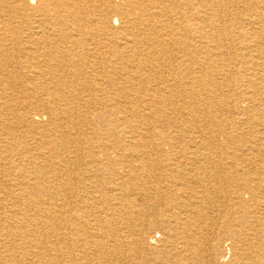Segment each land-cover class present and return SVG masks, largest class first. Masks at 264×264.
I'll list each match as a JSON object with an SVG mask.
<instances>
[{"label": "bare ground", "instance_id": "obj_1", "mask_svg": "<svg viewBox=\"0 0 264 264\" xmlns=\"http://www.w3.org/2000/svg\"><path fill=\"white\" fill-rule=\"evenodd\" d=\"M99 1L102 4V9L99 11L100 13L96 14L97 16H93V7L95 2ZM226 1L185 0L188 10L186 13H189L185 35V58L173 55L171 59L177 61L176 66L179 70L174 68L169 61L166 68L169 73L173 71L174 76L181 74L180 77L185 76L189 79L180 85L185 91L205 90V105L208 104L210 109L213 107H211L212 100L209 96L227 88L235 93L233 105L236 108L248 112L256 111L261 108L259 105L264 101V98L258 100L256 96L246 94L243 89L250 87L246 83L242 82L234 86L228 73L224 72L228 77L227 82L218 81L214 77V72L217 70L213 72L208 64L206 39L207 36L218 37L219 32L214 26L213 18L221 19L219 10L224 8L223 5ZM18 2H20L19 5H11L0 0V136L15 135L18 142L24 138V135H29L30 142L23 148H20L19 145L16 147L0 145V159L6 160V162H0V170L6 164L12 166L15 168L16 185L22 188L23 192L29 189L28 193L21 192L17 196L38 208V210L36 209L38 212H36L35 224L29 231L36 232L39 228L50 224L51 221L53 223L54 218L57 221L59 219L62 247L61 264H78L75 254L68 246L70 239L79 243L83 239L89 238L94 246L108 249L109 241L120 242L116 239V230L119 229H116L114 218L109 217L110 213L113 211L118 217H122V221L127 223L128 228L131 216L137 213L145 223L125 235L123 241L135 236L134 242L126 241L127 247L122 253L125 256H130V244H134L142 250V254L138 257V264H155V262L159 264V260L163 264H172L175 259L179 264L184 260L182 259L183 254L187 252H192L194 256L198 254L201 258L211 259L213 257L211 244L208 246L209 249L205 245L207 243L203 244L207 248L204 251L201 249L203 246L198 245V242L191 241L194 237L191 230L187 229L180 233L181 226L191 227L189 225L190 217L200 214L195 207H190L198 202L194 201L193 196L189 194L188 191L192 189V186L188 182L182 181L173 186L169 185L178 170L174 166L173 158L168 157L167 160L160 155H147L143 158L133 159L135 163L128 166L124 162L122 165L121 162L125 160L121 157L122 159L113 162L120 164L122 173L128 172L129 178L120 181L112 176L110 178L104 176L106 170H111L106 162L107 157L100 159L93 151L82 154L75 149L78 143H88L87 133L82 127V117H84L81 113L82 94L76 87L77 84H80L83 89L87 90L88 82L78 83L77 79H89L90 76H94V72L98 71L101 77H96V81H98L94 91L99 92L103 99L109 97L112 89H115L117 94L124 93V95L129 91L126 85L125 91L121 86L117 87L112 83V76H108V67H112L111 60L109 61L108 58L110 43L105 29L97 25L96 22L105 23L112 14L119 16L122 26L119 40H117L119 44L115 43L121 47L123 53L125 49L133 48L134 51L143 44L161 52L166 48L158 46L157 41L151 37L142 36L144 33L139 34V32L153 30L162 16L161 13H179L184 8L183 4L175 0H130L122 4H114L111 0H44V2H37L35 6H33L35 0H19ZM249 7L254 10L256 2H252ZM10 14L12 17L22 18L26 23L15 26L10 21L2 19L5 16L12 20ZM207 14H210L211 17H208ZM82 19H85V23L80 22ZM93 36H100V41L96 42ZM149 58L142 60V67L160 73L163 63L150 64ZM261 63L255 62L256 66H260ZM138 76V73L133 74L136 79ZM107 78L109 79L107 80ZM167 81L169 82V80ZM24 87L31 90L34 99L14 103L13 94L19 92V88ZM255 88L264 90V83L260 85L257 82ZM223 95L231 97L226 92H223ZM167 99L180 101L182 94H179L176 88L168 89ZM245 101L249 103L243 104ZM255 101L256 103H253ZM31 109L35 112L31 113ZM261 113L263 114L264 111ZM33 114L40 117L47 116L48 121L44 122ZM155 115L156 111L152 110L146 118L152 119ZM256 115H260V112H256ZM147 122L149 123V121ZM17 127L23 130H18ZM127 137L129 140L136 139L133 135ZM147 137L143 132L139 135V139L144 142L142 144L144 147L149 146L145 140ZM213 139V134H207L209 152L203 158L204 160L200 159L203 160L201 165L195 164L197 167L194 168L196 171L194 174L200 173L202 176L198 179L202 180L205 202L209 203V199H213L217 207L232 201L234 192L230 191L236 181L232 174L237 170L238 165L234 163L227 165L222 155H219L217 159L211 156L209 145ZM7 153H13V158H9ZM262 155L252 156L251 159L261 165L264 163ZM135 156L137 155L132 157ZM188 158L193 162H199V158L191 156ZM231 159H237L234 162H239L235 155ZM168 163L170 164L168 165ZM20 165L23 168H20ZM116 171L114 168L111 172ZM88 174L91 176L88 177ZM133 183L134 185L131 186ZM226 183L229 184L225 185ZM168 189L170 190L168 191ZM250 193L249 197L247 192L245 194L242 191L239 193L235 191L238 199L237 211L245 213V220L255 218L264 222V178L258 187L250 190ZM164 200H168V204L173 201L169 216L163 215L167 207ZM45 205H57V208ZM258 209L260 210L258 211ZM257 211L259 212L258 216L256 215ZM41 213L45 216V220H38V214ZM163 216L167 222V229L164 232L161 231L162 234L159 235L157 233H160L161 224L163 225ZM204 220L207 222V217L202 213L201 222ZM255 232L258 231L255 230ZM256 235L261 236L262 233ZM235 236L238 239L243 238L240 233H236ZM208 242L210 243V241ZM244 242L241 239L237 241L240 245ZM106 244L107 246H105ZM55 249L57 248L52 245L51 250ZM225 256L223 255V257Z\"/></svg>", "mask_w": 264, "mask_h": 264}, {"label": "rangeland", "instance_id": "obj_2", "mask_svg": "<svg viewBox=\"0 0 264 264\" xmlns=\"http://www.w3.org/2000/svg\"><path fill=\"white\" fill-rule=\"evenodd\" d=\"M18 1L3 0L5 4L11 5H19L20 2ZM41 1L44 2V0H35L33 6ZM111 1L114 4H122L130 0ZM175 1L182 3L184 7L180 12L177 10L179 13H161L162 16L157 21L154 29L149 30L150 33L148 30L139 32V34L144 33L142 36L145 35L157 41L156 44L158 46L166 48L161 52L143 44L134 51L133 48L125 49L123 53L121 47L117 45L119 44L117 40H119V32L122 26L119 16L112 14L107 22H103L104 24L96 22L97 25L105 29V34L110 43L108 58L109 61L111 60L110 65L112 64V67H108V76H112V83L117 87L121 86L123 91H125L126 86H128L127 90L129 91L124 95V93L117 94V91L112 89L113 91H110L109 97L103 99L99 92L94 91L98 81H96V77H101L98 71H96L97 73L94 72V76H90L89 79H77L78 83L82 81L88 82L87 90L83 89L80 84L76 85L79 89L78 91L82 94H80L82 97L81 113L84 115L82 117V127L87 133L88 143H78L75 149L82 154L93 151L97 153L100 159L107 157L106 162H108L111 170H106L104 176L108 178L112 176L120 179V181L129 178V173H122L121 165L113 162L122 159L121 157L125 160L121 162L122 165L126 163L128 166L131 163H135L133 159L143 158L147 155H160L167 160L168 157L174 159V166L178 170L170 182L168 181L169 185L173 186L182 181L188 182L192 186V189L188 191L189 194L193 196L194 201L199 203H195L193 206L190 205V207H195L200 214L199 216L196 214L197 216L190 217L189 220L191 222L189 225L192 228L181 226L179 228L181 230L180 233L189 229L194 233V237L191 239L192 242H198V245L201 246L207 243L205 244L207 248L211 244L214 257H211V259L208 257L201 258L198 254L194 256L192 252H187L183 254L184 258L182 257V259L184 260L179 264H264V222L255 218L245 220V213L237 211L238 199L235 194V191L237 193L242 191L245 194L247 192V196L249 195L250 197V190L252 191L258 187L262 178H264V163L260 165L251 159L252 156H261L262 154L264 158V113H261L264 111V101L259 105L261 107L259 110L243 111L233 105L235 93L226 88L224 91H219L220 94L217 91L209 96L212 100L211 107H213L210 109L208 104L205 105V90L196 92L194 90L185 91L180 86L183 81L189 79L185 76L180 77L182 76L181 74L174 76L173 71L169 73L166 67H168L170 62L174 68L178 69L176 66L177 61L171 59L173 55L175 57L177 55L182 59L185 58V35L186 26L189 22V13H186L188 10L185 6V0ZM252 2H256L254 10L249 7ZM223 7L219 10L221 19L216 20L213 18L214 26L219 32L218 37L211 38L207 36L206 39V51L210 69L213 72L217 70V72H214V77L218 81L227 82L229 77L233 81L232 84L234 86L242 82L246 83L250 85L247 89H243L246 94L256 96L258 100L264 98V90L255 88L257 82L260 85L264 83V0H227ZM93 9V16L100 13L99 11L102 9L101 2H95ZM207 16L211 17L210 14H207ZM11 18L12 20L4 16L2 19L10 21L15 26L26 23L20 17L11 16ZM87 18L89 19V17ZM80 22L85 23V19ZM93 37L96 42L100 41V36ZM140 38L142 39V37ZM36 47L39 46L36 45ZM147 57H150V64L163 63V69L160 70V73L142 67L141 62ZM255 62L262 63L260 66H256ZM177 69L175 70L176 73L179 70ZM224 72L230 76L227 77ZM134 73L139 74L137 79L133 77ZM175 88L179 94H182V99L180 101H169L167 99V90ZM19 89V92L12 93L14 95L12 97L15 100L14 103L34 99L31 90L25 87ZM223 92L230 94L231 97L224 96ZM9 93H11L10 90ZM248 103V101L243 102V104ZM253 103H256V101ZM152 110L156 111L155 117L152 118L153 120L146 118ZM30 112L33 113L35 110L31 109ZM256 112H260V115H256ZM35 117L40 118L44 122L48 121L47 116L40 117L37 115ZM35 120L39 121L38 119ZM17 121L19 120L17 119ZM17 129L23 130L19 127ZM142 132L148 136L145 139L149 145L148 147L142 146L144 142L139 139V135ZM209 133L213 134L214 137L209 145L211 156L217 159L219 155H222L227 165L232 163L238 165L236 167L237 170L232 174L236 180L230 191L231 193L234 192L232 201L220 204L217 207L213 199H209V203L205 202L203 198L204 187L201 185L202 180L198 179L202 176L200 173L194 174V168L202 164L203 158L209 152L206 140V136ZM129 135L135 136L136 139L129 140L127 137ZM23 137L21 141L17 142V136L15 135H1L0 145L14 147L19 145L20 148H23L30 142L29 135H24ZM8 155L9 158H13L14 154L9 153ZM133 155L137 156L132 157ZM234 155L239 162H234L237 159H231ZM190 156L199 158V162L189 160L188 157ZM0 162L3 163L6 160L0 159ZM20 168H23V166L20 165ZM114 168L117 173L111 172ZM14 174L15 168L8 164L4 165L2 170H0V264H61L62 247L59 234V219L57 221L54 218L53 223L51 221L50 224L39 228L38 231L30 232L29 229L33 228L35 224L36 212H38L36 209L38 210V208L17 197L23 192V189L16 185ZM90 176L88 174V177ZM228 184L226 183L225 185ZM133 185L134 183L131 186ZM28 192L29 189L23 193ZM247 196L244 198L245 200ZM167 202L168 200H164V204L167 206L163 214H166L165 216H169L172 211L171 204L173 201L170 204ZM45 206L57 208V205ZM179 208L182 207L179 206ZM177 210L179 211L180 209ZM258 211L256 212L257 216L259 215ZM202 213L206 215L207 222L205 220L201 222ZM54 214H57V212H54ZM109 217L114 218V222L116 221V229H119L116 230V239L120 242L109 241L108 246L107 244L105 245L108 247L106 249L94 246V243L89 238L83 239L79 243H75L73 239H70L68 246L75 254L78 264H138V257L142 254V250L138 248V245L130 244L131 252L129 257L122 254L127 247L126 241L134 242L135 236L131 237V239L123 240L127 232L130 230L135 231L141 227L145 223L144 219L139 214L134 213L130 218L131 221H129L128 228L127 223L124 220L122 221V217H118L113 211ZM57 218L59 217L57 216ZM39 219L45 220V216L42 213L38 214ZM162 223L161 230H159L160 233H157L159 235L167 229V222L164 220V216ZM255 230L258 232L256 233ZM260 232L262 233L261 236L256 235L261 234ZM236 233L242 235L243 238L239 239L245 241L244 245L237 243L239 239L235 236ZM52 245L57 249L51 250ZM246 245H248L247 248ZM206 246L201 249L207 250ZM223 255L226 256L223 257ZM159 261V264H163L161 260ZM177 261L175 259L172 264H178ZM155 264L157 263L155 262Z\"/></svg>", "mask_w": 264, "mask_h": 264}]
</instances>
